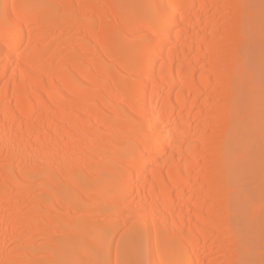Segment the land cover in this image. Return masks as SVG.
<instances>
[{"label": "bare ground", "instance_id": "obj_1", "mask_svg": "<svg viewBox=\"0 0 264 264\" xmlns=\"http://www.w3.org/2000/svg\"><path fill=\"white\" fill-rule=\"evenodd\" d=\"M0 264H264V0H0Z\"/></svg>", "mask_w": 264, "mask_h": 264}]
</instances>
